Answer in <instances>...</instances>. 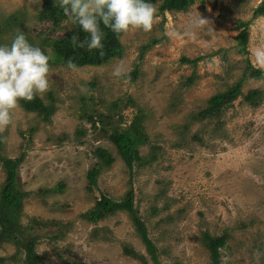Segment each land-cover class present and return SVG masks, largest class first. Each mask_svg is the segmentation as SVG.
I'll return each instance as SVG.
<instances>
[{
	"label": "rangeland",
	"instance_id": "rangeland-1",
	"mask_svg": "<svg viewBox=\"0 0 264 264\" xmlns=\"http://www.w3.org/2000/svg\"><path fill=\"white\" fill-rule=\"evenodd\" d=\"M47 1L0 0L1 15L22 12L19 30L43 51L44 37H60L73 26L67 19L51 33L50 23L38 18ZM261 2L197 0L185 11L163 13L153 4L152 29L122 33L121 58L72 69L49 60V90L40 97L46 103L48 94L54 97L51 119L19 105L11 125L0 128V154L24 155L17 175L21 190L39 191L66 182L61 194L44 201L31 195L23 202L20 219L24 225L35 223L41 264H145L126 255L123 243L143 254L147 264H155L125 211L108 212L95 223L82 216L100 205L101 194L119 200L130 188L162 262L213 264L201 241L208 231L230 235L221 248L220 264H264V75L244 76L249 62L264 71L252 54L264 46V16H254ZM241 21H249L248 53L241 52L237 38ZM183 57L199 60L186 63ZM136 65L139 74L133 79ZM243 77L244 94L256 88L263 91L259 105H251L242 95L217 118L193 119L188 129L175 128L189 113L205 107L212 95ZM129 97L136 105L127 104ZM117 99L123 103L110 113L117 121L122 116L123 126L140 109L147 115L150 143L140 146V151L148 154L157 144L159 156L148 165L135 163L132 171L117 157L89 191L93 150L101 146L115 152L116 148L92 128L84 108L94 102L106 111ZM79 129L85 134L80 135ZM5 177L0 160V190ZM15 253L12 242H3L0 258L7 259L0 264H22L20 255L11 259Z\"/></svg>",
	"mask_w": 264,
	"mask_h": 264
},
{
	"label": "trees",
	"instance_id": "trees-1",
	"mask_svg": "<svg viewBox=\"0 0 264 264\" xmlns=\"http://www.w3.org/2000/svg\"><path fill=\"white\" fill-rule=\"evenodd\" d=\"M196 1L197 0H150L152 4H158V11L160 13L165 11H185ZM259 15L264 16V0H262L254 10V16ZM38 18L40 21H48L50 23L49 28L51 33L55 29L61 28L63 21L68 19L64 15L58 0L57 2L56 0H48L45 2L42 11L38 13ZM22 21L23 14L21 11L8 16L0 14V44L11 42L13 36L20 31L19 27ZM248 26L249 21H241L237 26L240 29V33L237 36L241 46L240 50L244 53H248L246 46L249 37ZM101 27L105 32L103 55L96 49L91 51L87 50L86 45L81 48L75 47L72 44L71 38L73 36H76L78 40H84L87 36L78 24H73L72 28L65 30L64 34L60 37H44L41 45L44 52L48 55L50 62L55 64L63 63L67 65L66 62L71 59L75 67L103 65L112 59L121 58L124 54V48L121 42L122 33L115 34L109 29L103 28V25H101ZM4 34L6 35L5 39L3 38ZM26 38L32 43L30 37L26 35ZM150 44L151 42L144 45L141 52L144 53ZM140 58H142V56H140ZM198 60L197 58H182L183 62L193 64H196ZM131 74L133 79L138 77V65L135 66ZM246 75H250L255 79H261L264 75V71L263 69L254 67L249 62L244 72V76ZM244 79V77L240 78L225 91L212 95L208 99L205 107L189 113L183 124H175V128L179 129L183 127L188 129L193 119L204 121L207 118H217L221 115L223 109L242 95L251 105H259L263 97V91L256 88L244 94L242 91ZM191 81L192 79H190L189 82ZM48 98L50 100L49 103H46L40 96H37L32 101L21 100L19 105L27 111L37 112V114L42 116L45 120H50L56 106L52 94H48ZM121 103H123V99H117L112 103L111 107H109V110L106 111L99 109L94 102L92 106H86L84 108L86 118L91 122L92 128L95 131L99 129L101 135L109 139L116 148L115 152L101 146L93 150L95 161L87 172L88 181L86 188L89 191H92L94 187L98 185L99 175L103 169L110 167L117 157H120L131 171L134 170L135 163L139 166H143L158 159L160 146L157 144L151 145V150L148 154H142L140 151V146L150 143V136L145 125L147 115L140 109V111L134 115L130 124L123 126L121 124L123 117L120 116L117 121L115 118L116 115L110 113V110H118ZM127 104L136 105L132 97L127 99ZM77 132L80 135L85 134V131L81 129ZM2 144L3 139L2 134H0V151ZM0 160L6 172V177L0 190V245L3 242H12L16 246V253L11 256L12 260H15L20 255L19 258H21L22 264H41L42 255L36 249L39 235L34 231L35 223H27L24 225L20 219L23 202L26 197L31 195L35 198H41L44 201L46 196L61 194L65 191L66 182L62 180L57 182L53 187L46 189L40 188L39 191H24L17 185L18 169L24 161V155L12 158L0 154ZM116 211H125L129 214L139 236L146 246L150 258L155 264H166L159 259L158 248L151 239L148 227L141 217L138 208L135 206L133 188L128 189L125 195L119 200H115L104 193L101 194L100 205L92 207L82 216L86 220L95 223L104 215ZM94 236H97V234L94 233ZM229 237L230 235L227 232L222 235H213L208 231L202 233L201 241L209 250L213 264H220L221 248L226 246ZM123 251L126 255L136 258L145 264L148 262L143 254L136 251L134 247L128 243H123ZM3 259L6 260L7 258L1 257L0 261ZM174 264L182 263L175 262Z\"/></svg>",
	"mask_w": 264,
	"mask_h": 264
},
{
	"label": "clouds",
	"instance_id": "clouds-1",
	"mask_svg": "<svg viewBox=\"0 0 264 264\" xmlns=\"http://www.w3.org/2000/svg\"><path fill=\"white\" fill-rule=\"evenodd\" d=\"M57 2V0H56ZM64 15L87 34L84 40L71 38L75 47L99 50L103 55V40L107 28L115 34L139 29H152L156 9L150 0H58ZM197 23H202L198 21ZM258 65L264 66V46L254 49ZM67 67L75 64L71 59ZM49 57L38 45L32 44L22 31L10 43L0 44V128L11 125L19 102L32 101L49 90Z\"/></svg>",
	"mask_w": 264,
	"mask_h": 264
}]
</instances>
